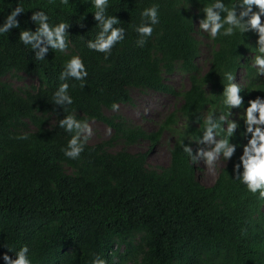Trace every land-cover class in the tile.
<instances>
[{"label":"trees","instance_id":"1","mask_svg":"<svg viewBox=\"0 0 264 264\" xmlns=\"http://www.w3.org/2000/svg\"><path fill=\"white\" fill-rule=\"evenodd\" d=\"M17 3L25 9L17 17L20 28L0 35V264L4 245L18 250L25 244L33 264H91L96 255L107 264H264V215L253 219L247 202L252 194L233 175L238 154L207 188L184 151V145L202 137L203 110L217 116L228 112L224 88L221 96L203 92L181 43L166 48L155 30L143 46L137 43L141 37L134 26L141 23L144 8L158 6L159 24L165 27L187 15L182 0H109L106 15L120 19L117 26L125 29V38L107 58L86 48L84 39L94 40L100 31L90 0H68L67 5L0 0V24ZM39 9L51 22L71 25L68 55L50 49L39 61L20 42L21 30L35 31L30 16ZM71 53L82 57L88 75L66 81L73 103L64 111L54 105L53 93L65 82L60 74ZM177 71L191 75L192 85L182 94L164 83ZM8 78L31 82L18 87ZM132 90L182 98L157 130L148 132L106 113L113 103H131ZM49 113L53 123L47 121ZM70 114L107 125L111 137L86 143L79 158H67L63 149L72 134L59 127V120ZM165 131L175 134L169 164L152 168L148 152ZM23 134L27 139L18 138ZM144 141L151 143L148 151L127 150Z\"/></svg>","mask_w":264,"mask_h":264},{"label":"clouds","instance_id":"2","mask_svg":"<svg viewBox=\"0 0 264 264\" xmlns=\"http://www.w3.org/2000/svg\"><path fill=\"white\" fill-rule=\"evenodd\" d=\"M90 2L94 9L93 19L100 31L94 40L84 39L87 43L86 48L89 51L104 53L107 58L112 48L124 40L125 29L117 26L120 19L116 15H106L109 0ZM62 3L67 5L68 0H62ZM182 6L187 15L165 27L159 24L158 6L144 8L141 12V23L134 26L141 37L137 43L143 46L146 38L150 37L154 30L163 35L166 48L174 43H181L188 54H191L193 74L198 77L203 92L208 95L220 94V88L221 90L224 88L220 96L228 112L217 116L214 110L209 111L207 115L203 110L202 137L196 140V143L184 145V151L191 158L197 177L199 170L197 164L200 161L214 165L222 159L224 165L221 170L235 154H238L239 162L233 165V175L245 184V188L252 194L247 202L254 214L253 219L259 221L264 215V0H182ZM22 13H25L24 6L17 3L3 24H0V35L9 33L13 28H20L17 17ZM85 17L79 23L80 27H84L82 21ZM30 20L35 25V31L21 30L19 40L26 47H30L36 60H45L50 49L67 52L66 55L70 53L67 51L70 43L67 30L71 25L67 21L53 23L43 9L33 11ZM68 57L70 59L65 62L60 74V80L65 82L53 93L54 105L64 111H67V105L73 103L66 81L69 79L83 81L88 75L79 54L71 53ZM215 59L217 63H213ZM224 68L227 70L223 71ZM177 73L183 75L179 71L168 74L164 78V83L182 94L192 85L191 75H183L187 78L189 86L179 91L168 83V79ZM10 80L12 79H7L8 82ZM25 81V84H30L31 79ZM154 93L173 97L179 104L182 98V95L171 92ZM111 108L118 111L119 105L113 103ZM25 120L30 130L34 129L28 116ZM52 120L55 118L49 113L47 121L53 123ZM59 127L72 134L63 149L64 155L69 159L79 158L92 136V128L87 121L78 120L71 114L59 120ZM167 132L172 139L175 137L173 132ZM18 138L27 139V134ZM217 178L211 185L203 184L199 177L198 180L203 186L210 188L214 186ZM4 247L7 249L2 255L4 264H33L27 244L18 250L6 245ZM9 252L13 253L15 258L10 256ZM91 264H107V261L96 255Z\"/></svg>","mask_w":264,"mask_h":264},{"label":"rangeland","instance_id":"3","mask_svg":"<svg viewBox=\"0 0 264 264\" xmlns=\"http://www.w3.org/2000/svg\"><path fill=\"white\" fill-rule=\"evenodd\" d=\"M16 86H23L26 81L13 80ZM176 90L182 91L189 86L187 78L179 73L171 76L168 79ZM132 102L128 104H118V111H106L108 115H119L125 119L132 121L134 124L141 126L148 132L157 130L158 125L173 111L179 104L178 100L173 97H164L159 93L154 92H140L132 90ZM92 128V136L88 140L89 144H94L107 140L112 135V130L105 124L90 120L88 122ZM179 126H183L184 122L179 120ZM171 138L170 133L166 131L163 133L159 142L150 149V142L145 141L137 146L128 147L130 152L147 151L148 163L152 168L166 166L170 161L169 147L175 141ZM120 146H115L114 150L120 149ZM198 177L205 185H211L217 178L220 168L224 165L223 160L217 161L214 165H208L204 161L198 164Z\"/></svg>","mask_w":264,"mask_h":264}]
</instances>
